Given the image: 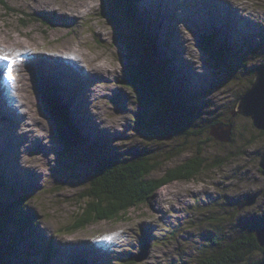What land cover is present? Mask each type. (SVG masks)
Wrapping results in <instances>:
<instances>
[{
  "label": "rangeland",
  "instance_id": "1",
  "mask_svg": "<svg viewBox=\"0 0 264 264\" xmlns=\"http://www.w3.org/2000/svg\"><path fill=\"white\" fill-rule=\"evenodd\" d=\"M208 1L133 0V8H139L137 19L143 22L141 25L134 22L133 26L125 22L123 2L117 0H0V46L7 43L8 46L27 44L24 45L26 49L19 46L13 50L9 47L13 52H9L12 59L8 64L0 63V80L15 75L14 69L25 78H30L27 88L21 83L18 86L26 93V112L35 114L34 117L40 121L39 130L35 133L42 137L44 143L42 146L38 140L21 142L18 129L11 139L21 144L11 145L6 133L14 131L11 128L12 115L7 113L5 117H0V125L6 129L0 127V208L15 202L18 197L23 198L24 209L17 210H22L23 215H30L34 223L32 228L19 235L27 238L33 229L39 242L37 248H29V237L23 241L18 239L17 255L6 257L0 251V263L4 260L7 264H81L84 260L88 264L96 261L98 264H119L120 261H127L128 264L194 263L197 249L203 246L205 236L214 232L209 221L211 218L216 217L227 228L237 225L229 224L236 217L243 221L241 228L249 220L254 223L264 221V175L259 166L264 152V132L255 128L251 118L240 114L238 105L235 106L239 93L250 87L255 69L264 64V0H229L239 13L234 14L228 9L217 10L212 25L204 17ZM45 2L52 7L85 5L88 2L91 7L83 14L73 12L76 23L63 25L53 14L38 8V3ZM111 15L116 19L114 24ZM243 15L253 24L254 33L239 36L234 40L236 46L228 49V35L234 39L232 35L236 30L233 19ZM144 21L149 22L148 30L145 26L143 28ZM149 31L151 35H156L155 40L162 51L160 55L168 60L169 70L171 67L177 70V78L172 76L168 79L171 93H166L167 86L163 88L162 84L156 83L161 80L162 73L156 64H152L153 55L149 57L140 39L136 38ZM211 33L215 34L211 45L213 49L211 53L202 51V36ZM46 44L48 49H71L79 54L81 51L80 56L87 59L90 66L104 62L106 67L114 69L107 82L97 83L100 85L97 93L92 95L91 92L88 96L87 108L95 114L93 118L83 117L79 109L81 95L75 84L61 81L67 84L64 88L55 85L54 80L52 87L53 80L45 81L40 70V65L45 62L39 61L38 55L45 51ZM217 48L222 53L215 54L214 59L211 54ZM130 66L146 68L156 79L152 78L153 84L169 96L164 111L161 107L157 111L151 110L154 122L141 118L143 111L138 112L142 109L125 77L126 68ZM182 71L189 75V79L183 82L187 80L192 87L188 89L185 86L186 92L183 87L179 88ZM44 89H48L49 97L65 107L68 115L73 110V115L69 116L71 119L68 118L71 125L78 128L77 120L82 119L83 128L89 130L95 139L84 140V132L78 129L80 133L75 136V141L73 139L75 143L66 142L67 145H64L59 127L49 107L42 101ZM179 89L183 91L175 95L173 91ZM104 90H112L113 94L107 97ZM1 97L6 99L5 94ZM112 98L115 101H111ZM169 101L173 104L170 105ZM3 109L8 111L6 106ZM86 112L83 113L87 115ZM137 118L142 119L141 123L146 128L138 124ZM212 119L228 122L229 125L218 128L229 129V139L212 138L201 148V156L208 160L210 169H202L200 174L189 180H174L161 186L147 201L131 208L122 221H100L75 232L64 230L70 227V220L76 213V198L83 181L100 157L120 159L136 150L141 153L147 150L143 152L146 155L163 154L160 156L162 166L152 174V177H159L166 169L197 154L199 147L196 143L204 132L195 136L186 132L198 130ZM102 131L105 137H100ZM81 140L94 150L87 148L90 146L85 147ZM6 151H14L11 153L19 155L20 163L34 169L35 175L29 177L32 185L23 182L24 175H13L8 171L16 164L10 161L6 167ZM168 155L172 156L170 160L163 161ZM28 157H36L37 161L29 162ZM220 158L224 159V163L214 166V161ZM72 163L74 166L70 167ZM20 220L23 223L22 217ZM6 225L9 230L8 233L5 231L7 238L11 239L15 233L14 226L9 225V221ZM230 230L235 233L237 228ZM145 245L148 246L147 255L134 261L132 258L144 251ZM52 249H55L52 257L43 262L45 254L49 255ZM27 251L29 255H26ZM260 256L261 253H257L254 258Z\"/></svg>",
  "mask_w": 264,
  "mask_h": 264
},
{
  "label": "trees",
  "instance_id": "2",
  "mask_svg": "<svg viewBox=\"0 0 264 264\" xmlns=\"http://www.w3.org/2000/svg\"><path fill=\"white\" fill-rule=\"evenodd\" d=\"M117 1L123 2L121 5L124 6L125 10V22L133 26H135V23L140 25L143 23L141 20L137 19L136 11L138 12L139 8L138 10L137 8L136 10L133 8V0ZM110 19L113 24L116 23L114 16L111 15ZM144 23L143 28L145 29L146 27L148 30L149 22L144 21ZM119 37H121L120 34ZM130 37L134 38L131 34ZM202 37L203 39L200 44L201 50L211 53V49H213L211 45L213 44L212 41L215 38V34L213 35L211 33V35ZM136 38L140 39L145 51L150 55L149 57L153 55L154 61L151 62L152 64H156V68L162 73L161 80H157L156 83L160 86L162 84L163 88L166 87L169 77H172L173 75L169 70L168 60H166L164 56L160 55L162 51L159 49V45L155 40L156 35H151V32L149 31L148 33L145 32L143 35H139V37ZM227 48L230 49L232 47L227 45ZM221 53L222 52L219 48L214 49L211 57L215 59V54ZM126 71L125 77L128 78V85H130L137 98L139 108L142 109L138 112L141 113L143 111V113L140 114L141 118H148L150 122H154L151 110L154 109L157 111L161 107L160 109L164 111V108L166 109V99L169 96L164 93L162 88L160 89V87L153 84L156 79L152 77L151 73L146 68L130 66L129 68H126ZM166 88V93H171L168 86ZM40 89L43 88L40 86ZM244 90L239 93V97L243 94ZM43 91L44 101L47 107H49L48 110H50L52 117L55 119L59 127L61 140L64 145H67L63 136L64 126H68L77 136H79L80 132L77 127H74L68 121L69 116L66 113L65 107L62 105L60 106V104L56 103L53 98L47 95L48 89H44ZM178 91L179 90H174L173 93H175V95H179L180 93ZM169 102L170 105L173 104L172 101ZM214 120L208 121L205 125L202 124L203 126L201 125L202 127L198 130L196 128L190 132L185 131L186 134L194 136L197 134L199 135L201 131L204 132V136L196 143L197 147H199V151H197L195 156L166 169L159 177H152V174L162 166V157L160 156L163 154L146 155L144 153H146L147 150H142V153L137 152L138 150H136L131 152L130 156L120 159H111L106 156L100 157L99 161L94 163L93 170L88 171L89 173L87 174H89V176H87V178L83 181L84 183L82 184L81 190L78 192L76 198V213H74V216L70 220V227L68 226L64 230H66V232H69V230L70 232H75L100 221H122L131 208H135L139 204L147 201L161 186L174 180H189L200 174L202 169H210V163L201 156L200 150L209 140L212 138L216 139L211 134V128L214 127L213 125H215V127L229 125L227 124L228 122L218 119ZM137 122L142 128H146L145 124L141 123L142 119L137 118ZM148 126H150V124H148ZM84 140L80 141L83 145ZM86 146H90L87 148L94 150V147H91V145ZM66 150L67 149L64 148L65 152ZM171 157L172 156L168 155L165 157L166 159H163V161L168 160ZM222 163H224V159L220 158L217 161H214L213 164L214 166L219 167ZM73 166L74 165L72 163L70 167ZM23 201V198L18 197L15 202H10L6 206L2 205L0 208V251L4 252L6 257L10 255H17L16 250L19 247V245H17L18 239L23 241L29 237L30 244L27 243L29 248H37L39 244V242L35 239L36 235L34 234L33 229L29 231L30 233L27 238L19 235L20 232H24L26 229L28 230L32 228V223H34V220L30 215H23V213H21L22 210H17L18 208L24 207L22 204ZM21 217L23 218V223L21 220L19 221V218ZM8 221L9 225L14 226L15 233H13L11 239H9L10 237L7 238L9 230L6 228V223ZM209 221L213 225L212 227L214 232L207 235V237L205 236L206 239L203 242V246H201L200 249H197L198 255H196V261L194 263L186 264H256L264 257V247L258 244L255 237V231L264 224L263 220H259L257 223H254L251 220L246 221L244 223L245 227L242 228L241 225L243 224V221L238 217L229 222V224L232 223L231 225L234 223L238 226L233 225L229 228L225 227L224 222L219 220L217 221L216 217L211 218ZM234 226L237 230L235 233H232L230 229L235 228ZM50 247H53L52 243H50ZM54 250H50L51 252H49V255L45 252L46 254L43 262H45L48 257H52ZM28 253L29 252L27 251L26 255H29ZM257 253H261L260 258H254V255ZM37 254H39V250ZM132 259L135 261L134 257ZM0 264H7V262L4 260L3 263ZM81 264H88V262H83ZM119 264H128V262L120 261Z\"/></svg>",
  "mask_w": 264,
  "mask_h": 264
},
{
  "label": "bare ground",
  "instance_id": "3",
  "mask_svg": "<svg viewBox=\"0 0 264 264\" xmlns=\"http://www.w3.org/2000/svg\"><path fill=\"white\" fill-rule=\"evenodd\" d=\"M86 3L87 4H85V5H82L83 4L82 3L80 5L77 4L75 6H71L69 4V5H60L57 7H52V6H49L48 4H46V2H45V3H38L37 6H38V8L43 10L44 12H49V13L53 14L55 17H57L61 21L58 23H64L63 25H66V24L76 23V21H77L76 15L78 13L83 14L87 10V8L91 7L88 2H86ZM224 9H228L230 12H232L234 14L239 13L238 8L233 6L232 2H230L229 0L228 1L227 0H209L207 2V6L204 9V11H206L204 17L209 22V25L213 24L214 12H216L217 10L222 11ZM35 10H37V9H35ZM73 12H75L76 15ZM201 18H202V16H201ZM246 20H247L246 15L234 17L233 25L235 26L236 30L234 31V33L232 35V37L234 36V39H230V36L228 35L229 42L227 45L229 47H233L234 45L236 46L237 42H235L234 40H236L239 36H241V35L242 36L253 35V33H254L253 27L254 26L248 20L247 21ZM55 23H57V22H54V24ZM240 31H242V32H240ZM23 32H25V31H23ZM29 35H33V34L29 33ZM223 38L225 40H227V36H224ZM33 39H34V37H33ZM57 39H59V37ZM2 41H4V40H2ZM54 41H55V39H54ZM59 42H61L60 39H59ZM4 43H6V42H4ZM0 44H2V43H0ZM25 44H23V46H21L18 43L17 44L18 46L17 45H10V46L12 47V49L14 47L18 48L19 46L21 48L26 49V47L24 46ZM47 44H49V43H47ZM47 44H46L45 51L42 53L40 52L41 55L40 54L38 55V60L39 61L44 60V62H45L44 65L43 64L40 65V70H41V73L44 75L45 81L50 79V80H53V83H54V80H55V85H62L64 88L67 87V84L65 82L61 83V81H66L69 84H75L78 88V94L81 95L80 96L79 109H81L83 117L84 118H93L95 116V114L93 112H91L89 110V108H87L88 107L87 106L88 96H90L91 92H92V95L97 93L98 89H100V85H98L97 83L98 82H107L110 74L115 72V71H113L114 69L111 70L108 67H106L104 65L105 64L104 62L101 64H93V66H90L89 63L86 62L87 59L84 60L80 56L81 51L79 54L77 51H73V50L71 51V49L67 50V51H64V49L63 50H59V49L53 50L50 48L48 49ZM6 45L3 47L0 46V56L7 54V59L0 58V63H3V64L10 63L11 62L10 60L12 59V57H10V54H9V52L11 51L9 49L10 46H8L9 44L7 46ZM33 45H34V43H33ZM38 45H39V43H38ZM26 46H27V44H26ZM66 48H68V47H66ZM41 49H42V47H41ZM16 50L14 51L15 56H16ZM15 56L13 55V57H15ZM83 56H85V55H83ZM89 62H90V60H89ZM9 65L7 67H9ZM170 69H171V72H172V75L174 76V78H177V74H176L177 70H175L174 67H171ZM14 71H16L15 75L13 74L12 76H5V77H2V79L0 80V84H1V86H0V117L3 118L8 113V114H11L12 118H13L11 120L12 121L11 122V125H12L11 128L14 129V131L12 133L10 132V134H9V131H7L8 134L6 133V135L8 137H10V144L11 145L16 144V142L11 139V135H15V131L19 129L20 131L18 132V136L21 138V142L32 143L35 140H38V142L40 144H42V146H43L44 143H43V140L41 139L42 137H39L38 134L35 133V131L39 130L40 121H38L39 119L37 120V117H34L35 114L32 115V113L30 111L26 112V108H25V104H24V102L26 101V96H25L26 93L24 91H22L21 87L18 86V84L21 83V85L23 87L27 88V86L30 84V83L28 84V82H30V78H25V76L23 74H18L19 73L18 70L14 69L13 72ZM36 71H37V69H36ZM184 71H185V69H184ZM182 73L183 74L181 76L183 79L179 83V88L183 87L184 88L183 90L186 92L187 90H186L185 86L188 89H191L192 87L190 86V84H188L187 80H186V82H183V81H185V79H189L188 73L186 72V74H185V72H183V71H182ZM33 78H34V76H33ZM102 80H105V81H102ZM87 87L88 88L90 87V90H86ZM183 90L179 89V91H183ZM2 94L6 95V99L1 97ZM112 94H113V92H112V90H110L109 92L107 91L105 95L108 97V96H111ZM60 96H62L61 93H60ZM98 96L101 97V95H98ZM112 100L115 101L113 98L111 99V101ZM27 101H28V99H27ZM42 101H44V100H42ZM30 102L32 103V101H30ZM45 105H46V103H45ZM5 106L8 109V111L3 109V107H5ZM11 111L14 114L11 113ZM86 111H88L87 115L85 113H83ZM70 114H69V116L73 115V110L70 111ZM77 124H78V129H82V132H84V139H86V140L88 138L91 139V137L95 139V137H93V135L92 136L90 135L89 130H87V129L85 130L83 128L84 121L82 119H78ZM0 127L3 130H6L4 125H0ZM6 135H5V139L7 140ZM99 135H100V137L101 136L105 137V132L102 131V132H100ZM29 140H31V141H29ZM95 141L99 142L98 139H96ZM21 142H19V144H21ZM19 144H16V146ZM84 146L86 147L85 143H84ZM101 146H104V145L102 144ZM1 149L2 148L0 146V151H1ZM11 152L14 153V151H6L5 152L6 154H4V156L7 157V161H6L5 165L8 168L10 161L14 162L16 165L13 168H10V169L8 168V171L10 173H12L13 175H15V174L16 175L18 174L20 176L24 175L25 178H24L23 182L27 183L29 185H32L31 181L29 180V177L32 175H35L34 169H29L27 166L24 165V163H20L19 162L20 159L18 158L19 155L18 154H12ZM7 154H9V157L7 156ZM28 161L35 163L37 161V159H36V157H28ZM31 188H32V186H31ZM50 241H52V240H50ZM88 254H89V252H88Z\"/></svg>",
  "mask_w": 264,
  "mask_h": 264
},
{
  "label": "water",
  "instance_id": "4",
  "mask_svg": "<svg viewBox=\"0 0 264 264\" xmlns=\"http://www.w3.org/2000/svg\"><path fill=\"white\" fill-rule=\"evenodd\" d=\"M139 68H142V66ZM237 105L240 114L249 116L254 127L264 131V64L255 69L251 85L246 88L243 94L239 97L235 106ZM63 130L66 142L69 144L75 143L76 134L74 131L68 126H64ZM211 134L218 140L226 141L229 139V129L219 130L218 127H212ZM259 166L264 175V152L260 156ZM250 202L252 201H249L248 203ZM255 237L258 244L264 247V224L255 231ZM143 249L144 251H141V253L134 256L135 261H139L143 256L147 255L148 246L145 245ZM256 264H264V257Z\"/></svg>",
  "mask_w": 264,
  "mask_h": 264
},
{
  "label": "snow or ice",
  "instance_id": "5",
  "mask_svg": "<svg viewBox=\"0 0 264 264\" xmlns=\"http://www.w3.org/2000/svg\"><path fill=\"white\" fill-rule=\"evenodd\" d=\"M2 59H7V54H4L3 56H0Z\"/></svg>",
  "mask_w": 264,
  "mask_h": 264
},
{
  "label": "clouds",
  "instance_id": "6",
  "mask_svg": "<svg viewBox=\"0 0 264 264\" xmlns=\"http://www.w3.org/2000/svg\"><path fill=\"white\" fill-rule=\"evenodd\" d=\"M83 262H86V261L84 260ZM96 262H97V261H96ZM96 262H95V263H96ZM95 263H94V264H95ZM91 264H92V263H91ZM97 264H98V263H97Z\"/></svg>",
  "mask_w": 264,
  "mask_h": 264
}]
</instances>
